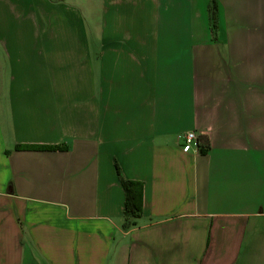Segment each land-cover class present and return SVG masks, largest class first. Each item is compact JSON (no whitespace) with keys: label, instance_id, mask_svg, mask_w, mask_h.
Here are the masks:
<instances>
[{"label":"crops","instance_id":"0c3cea01","mask_svg":"<svg viewBox=\"0 0 264 264\" xmlns=\"http://www.w3.org/2000/svg\"><path fill=\"white\" fill-rule=\"evenodd\" d=\"M0 264H264V0H0Z\"/></svg>","mask_w":264,"mask_h":264},{"label":"trees","instance_id":"16d2710c","mask_svg":"<svg viewBox=\"0 0 264 264\" xmlns=\"http://www.w3.org/2000/svg\"><path fill=\"white\" fill-rule=\"evenodd\" d=\"M198 146L202 153H206L210 148V141L207 136H202L198 139ZM18 149L42 150L56 148L55 146L47 145H18ZM121 184L125 190L126 200L124 207L125 222L124 228H130L136 224V219L142 216L143 212V184L140 181L127 179L119 171Z\"/></svg>","mask_w":264,"mask_h":264},{"label":"built area","instance_id":"2783aa9c","mask_svg":"<svg viewBox=\"0 0 264 264\" xmlns=\"http://www.w3.org/2000/svg\"><path fill=\"white\" fill-rule=\"evenodd\" d=\"M193 145H198V136L195 132H189L185 135L184 150L188 151Z\"/></svg>","mask_w":264,"mask_h":264}]
</instances>
